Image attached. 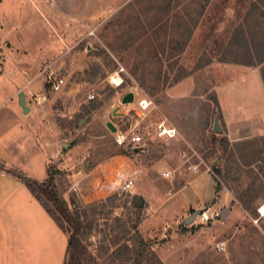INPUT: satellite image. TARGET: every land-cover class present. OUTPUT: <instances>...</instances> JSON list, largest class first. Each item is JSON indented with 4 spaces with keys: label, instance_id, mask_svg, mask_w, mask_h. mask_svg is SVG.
Listing matches in <instances>:
<instances>
[{
    "label": "rangeland",
    "instance_id": "rangeland-1",
    "mask_svg": "<svg viewBox=\"0 0 264 264\" xmlns=\"http://www.w3.org/2000/svg\"><path fill=\"white\" fill-rule=\"evenodd\" d=\"M85 1L91 4L87 16L91 18L77 23L75 33L46 35L47 40L60 43L41 67L46 69L44 93L56 95L53 106L60 125L59 144L80 147L81 156H86L80 166L87 168L128 150L115 144L106 123L119 131L132 129L141 142L124 157L146 172L142 173L144 181H151L162 192L176 191L194 176L208 173L219 185L218 191L232 195V204L240 205L249 217L245 222H231V231L223 230L202 249L161 259L157 249L164 244L159 241L171 234L167 225L156 219L150 237H144L137 227L145 248L130 230L138 219L148 218L146 198L133 188L123 191L120 185L107 196L84 202L69 189L68 173L59 164H49L56 189L73 217V229L85 246L82 264H135L138 256V264H166V260L173 264H264V218L256 211L264 202L263 106L253 115H244L242 134L248 140L231 142L228 129L221 130L227 127L222 106L230 105L233 95L246 96L254 90L253 76L262 80L257 62L264 57V0H102L108 2L105 7L101 0ZM33 46L29 39V49ZM57 78L63 84L55 92L50 79ZM129 92L134 102L121 104ZM214 93L221 120L209 100ZM143 98L152 101V106L140 119L134 109ZM0 105L7 109L17 102L0 100ZM231 120L236 123L235 117ZM159 126L174 129L175 135L159 136ZM222 139L228 143L221 144ZM126 179L120 176L121 181ZM231 207L224 210L229 212ZM224 210L207 223L197 220L194 227L226 223L231 216L228 213L221 219ZM59 224L66 230L65 223ZM183 226L178 228L182 234L190 229ZM211 232L208 229L203 237ZM197 241L184 243L195 245ZM33 246L22 249L21 264H60V240L47 236L43 249L50 246V250L43 257L40 252L34 254ZM162 247L166 249L165 244Z\"/></svg>",
    "mask_w": 264,
    "mask_h": 264
},
{
    "label": "crops",
    "instance_id": "crops-1",
    "mask_svg": "<svg viewBox=\"0 0 264 264\" xmlns=\"http://www.w3.org/2000/svg\"><path fill=\"white\" fill-rule=\"evenodd\" d=\"M75 1L0 2V8L3 6L0 14V100H6V103L14 100L17 102V105L7 109L0 105V163L6 169L26 172L27 176L38 182L48 179L49 164H59L58 168L68 173L69 189L78 193L84 202L107 196L120 185L132 181L131 188L149 202V216L139 225V232L144 237H150L155 232L152 226L156 219H160V223L171 230L170 235L164 236V241H159V244L166 245V249L162 247L164 244L158 246L157 253L161 259L172 255L181 257L202 249L223 230L231 231V222H245L249 217L246 210L238 204H232L234 199L225 190L217 191L216 181L208 173L194 176L188 184L176 191L162 192L151 181H144L142 173L146 172L122 155L109 156L85 168L80 166L86 160V156H81L80 147L68 148L63 143L59 144L60 125L56 121L58 116L53 106L56 95L44 93L42 78L46 69L42 70L41 67L51 59L53 51L60 48V43H53L52 38L47 40L46 35L75 33L79 28L77 23L91 18L87 17L91 14V4L87 5L85 0L83 3ZM100 4L105 7L108 2L101 0ZM29 39L34 41L33 50L28 47ZM253 77L254 90L251 88L246 96L235 94L230 105L222 106V116L227 122L228 128L226 125L225 128L228 129L231 142L248 140L250 137L242 134L246 130L244 115H253L261 106L264 109L263 82ZM20 98L24 100L26 112L19 105ZM249 102L253 106L246 108ZM256 104L259 106L255 108ZM234 117L236 123L231 120ZM252 130L254 136L256 130ZM57 145L64 151L57 149ZM120 176H126V181H121ZM230 205L232 207L228 213L231 217L222 225L213 222L210 228H197L194 223H184L192 211L201 212L206 209V214L211 217ZM262 208L264 202L256 211L264 218ZM181 223L185 225L184 228H190L183 234L178 231ZM46 229L49 230L48 234ZM208 229L212 232L203 237ZM47 236L51 240H60L63 248L57 247V257L60 264H65L69 238L67 232L54 221L20 180L0 171V264H21V252L27 244H34V254L40 252L43 257L45 250H50V246L43 249ZM195 239H200L195 245L184 243ZM165 262L173 264L167 260Z\"/></svg>",
    "mask_w": 264,
    "mask_h": 264
},
{
    "label": "trees",
    "instance_id": "trees-1",
    "mask_svg": "<svg viewBox=\"0 0 264 264\" xmlns=\"http://www.w3.org/2000/svg\"><path fill=\"white\" fill-rule=\"evenodd\" d=\"M257 63L259 66H261L260 75H261V79L264 85V57H258ZM209 100L213 103L214 109L220 113L218 99L215 93L211 97H209ZM220 116H221V113H220ZM219 119L221 120L222 116ZM224 129H225V126L224 128L223 127L221 128L223 132H225ZM220 142H222L221 144L228 143L226 139H222L220 140ZM126 148L128 150L120 154L128 157V154L132 153L133 148L131 146H127ZM262 161L264 162V159H262ZM0 171H4L7 174H10L16 177L18 180H20V182L28 188V190L34 196V198L51 215L54 221H56L57 223H62V222L65 223L66 230L65 229L64 230L67 232L69 236L68 247H67V260L65 264H82V260L84 258V253H85V246L82 244L80 238L78 237V234L76 231L77 229H73V226H74L73 217L69 215L67 203L58 193L54 179H53V175L50 174L49 170H48V179L44 182H38L19 170L6 169L2 163H0ZM216 190L217 191L219 190L218 184H217ZM243 206L245 207V205ZM135 207L138 208V205H136ZM140 222L141 220L138 219L130 227V230L133 232L134 234L133 236L137 237L138 243L140 244L141 248L142 247L145 248L146 243L143 242V240L140 238L137 232V227L139 226ZM150 254L153 256L155 255L153 251H150ZM140 259H141V256H138L135 264H138Z\"/></svg>",
    "mask_w": 264,
    "mask_h": 264
},
{
    "label": "built area",
    "instance_id": "built-area-1",
    "mask_svg": "<svg viewBox=\"0 0 264 264\" xmlns=\"http://www.w3.org/2000/svg\"><path fill=\"white\" fill-rule=\"evenodd\" d=\"M93 32H90L89 35H92ZM63 84V79L62 78H57L55 80H51L50 79V85H51V90L52 91H59V89L61 88ZM93 96H89V99H92ZM151 106H152V101H150L149 99H141L139 101H137V107L134 109L135 114L142 119L143 117L146 116L147 112L149 110H151ZM137 109V110H136ZM142 115V117H141ZM159 129L161 132L158 133L159 136H167L168 138H172L175 135V130L174 129H170V128H165L162 126H159ZM114 136V142L117 146L119 147H127V146H131L132 148L134 147V145L138 144L139 142H141V138L138 135H135L133 133L132 129H129L127 131H119L116 129V132L113 133ZM193 170H196V168H194ZM165 177L169 176V173H165L164 174ZM132 185V181H127L126 183L122 184L121 189L123 191H127L128 189L131 188ZM219 213H215L213 216L208 217V215L206 214V211L200 212L195 218L193 223L195 224L197 222V220L199 221V224H204L205 222L207 223L209 220L214 219V217H218Z\"/></svg>",
    "mask_w": 264,
    "mask_h": 264
},
{
    "label": "water",
    "instance_id": "water-1",
    "mask_svg": "<svg viewBox=\"0 0 264 264\" xmlns=\"http://www.w3.org/2000/svg\"><path fill=\"white\" fill-rule=\"evenodd\" d=\"M134 102V94L129 92L126 93L122 99H121V104L123 105H130L131 103ZM20 106L22 107L23 111L26 112L27 108L25 107V103L23 98H20ZM106 127L110 130V132L115 133L116 132V128L110 123H106ZM217 129V127H216ZM263 159H264V155H263ZM199 211H195L192 215H190L189 217H187L184 221V223L186 225H190L193 223L194 218L199 214ZM228 213V211H223L221 213V219H224L226 217V214Z\"/></svg>",
    "mask_w": 264,
    "mask_h": 264
},
{
    "label": "bare ground",
    "instance_id": "bare-ground-1",
    "mask_svg": "<svg viewBox=\"0 0 264 264\" xmlns=\"http://www.w3.org/2000/svg\"><path fill=\"white\" fill-rule=\"evenodd\" d=\"M261 213L264 214V208L261 209Z\"/></svg>",
    "mask_w": 264,
    "mask_h": 264
}]
</instances>
